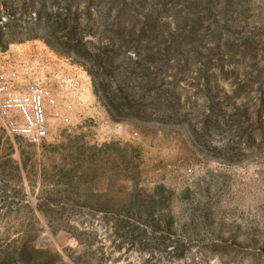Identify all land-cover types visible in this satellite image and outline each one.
<instances>
[{"label":"rangeland","instance_id":"rangeland-1","mask_svg":"<svg viewBox=\"0 0 264 264\" xmlns=\"http://www.w3.org/2000/svg\"><path fill=\"white\" fill-rule=\"evenodd\" d=\"M15 70L57 108L0 125V264H264V0H0Z\"/></svg>","mask_w":264,"mask_h":264},{"label":"built area","instance_id":"built-area-1","mask_svg":"<svg viewBox=\"0 0 264 264\" xmlns=\"http://www.w3.org/2000/svg\"><path fill=\"white\" fill-rule=\"evenodd\" d=\"M56 100L35 82H23L18 71L0 76V125L17 139L39 145L49 136L50 111Z\"/></svg>","mask_w":264,"mask_h":264},{"label":"trees","instance_id":"trees-1","mask_svg":"<svg viewBox=\"0 0 264 264\" xmlns=\"http://www.w3.org/2000/svg\"><path fill=\"white\" fill-rule=\"evenodd\" d=\"M67 51H68V53H70L69 50H67ZM89 71H90V73H93L91 70H89Z\"/></svg>","mask_w":264,"mask_h":264}]
</instances>
